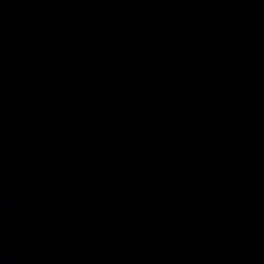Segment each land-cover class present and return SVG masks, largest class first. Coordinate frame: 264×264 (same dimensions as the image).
Instances as JSON below:
<instances>
[{
  "label": "water",
  "instance_id": "water-1",
  "mask_svg": "<svg viewBox=\"0 0 264 264\" xmlns=\"http://www.w3.org/2000/svg\"><path fill=\"white\" fill-rule=\"evenodd\" d=\"M0 264H264V0H0Z\"/></svg>",
  "mask_w": 264,
  "mask_h": 264
}]
</instances>
